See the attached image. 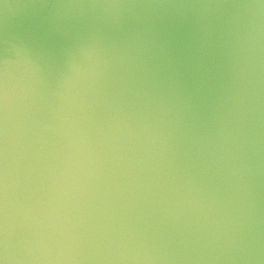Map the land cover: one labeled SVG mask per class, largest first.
I'll list each match as a JSON object with an SVG mask.
<instances>
[{"label": "clouds", "instance_id": "clouds-1", "mask_svg": "<svg viewBox=\"0 0 264 264\" xmlns=\"http://www.w3.org/2000/svg\"><path fill=\"white\" fill-rule=\"evenodd\" d=\"M0 264H264V0H0Z\"/></svg>", "mask_w": 264, "mask_h": 264}]
</instances>
